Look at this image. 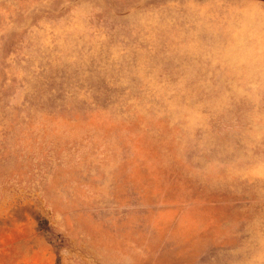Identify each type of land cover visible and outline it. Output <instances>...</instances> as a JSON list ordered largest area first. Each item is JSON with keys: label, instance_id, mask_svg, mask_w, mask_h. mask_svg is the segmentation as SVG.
<instances>
[{"label": "rangeland", "instance_id": "374dc122", "mask_svg": "<svg viewBox=\"0 0 264 264\" xmlns=\"http://www.w3.org/2000/svg\"><path fill=\"white\" fill-rule=\"evenodd\" d=\"M0 264H264V0H0Z\"/></svg>", "mask_w": 264, "mask_h": 264}]
</instances>
